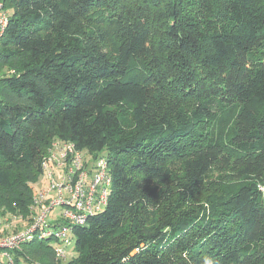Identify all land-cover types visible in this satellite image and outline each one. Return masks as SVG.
Returning <instances> with one entry per match:
<instances>
[{
  "label": "trees",
  "instance_id": "1",
  "mask_svg": "<svg viewBox=\"0 0 264 264\" xmlns=\"http://www.w3.org/2000/svg\"><path fill=\"white\" fill-rule=\"evenodd\" d=\"M1 3L0 209L30 213L56 142L112 180L71 259L21 258L264 264V0Z\"/></svg>",
  "mask_w": 264,
  "mask_h": 264
},
{
  "label": "built area",
  "instance_id": "2",
  "mask_svg": "<svg viewBox=\"0 0 264 264\" xmlns=\"http://www.w3.org/2000/svg\"><path fill=\"white\" fill-rule=\"evenodd\" d=\"M3 12L0 10V34L8 23ZM42 166V179L47 184L38 190L30 207L31 212L35 209L33 222L17 233L0 236V264H38L28 257L21 258V247L43 241L46 236L52 237L48 246L57 261L71 259L74 227L84 224L88 215L101 212L107 204L112 180L103 157L93 158L71 142H56ZM53 212L58 215L54 216ZM48 221L56 222L53 230Z\"/></svg>",
  "mask_w": 264,
  "mask_h": 264
},
{
  "label": "rangeland",
  "instance_id": "3",
  "mask_svg": "<svg viewBox=\"0 0 264 264\" xmlns=\"http://www.w3.org/2000/svg\"><path fill=\"white\" fill-rule=\"evenodd\" d=\"M0 10L4 11L3 13H5V15L8 16L10 9L7 8L6 5H3L0 0ZM4 31L0 34V39L2 38ZM46 184H47L46 180L41 179V180H38L33 185V188L35 191L38 192V190L41 189L42 187H45ZM51 196L54 197L55 194L52 193ZM34 212H35V209H33V212L30 211L28 215L24 216L23 214H17V213L14 214L12 212L7 213L5 208L0 209V236H4L6 234H12L14 233V231L17 233L19 230H21V228H24L28 226L29 224H32L33 222L32 218L34 216L33 214ZM34 240H36V238H34ZM31 243L32 242L22 245L21 247L22 252H24V250L26 251L27 249L26 247H29Z\"/></svg>",
  "mask_w": 264,
  "mask_h": 264
}]
</instances>
